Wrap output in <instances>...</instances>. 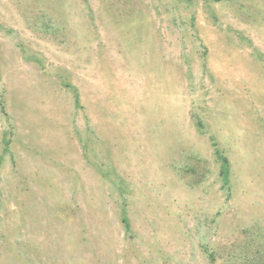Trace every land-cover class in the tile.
<instances>
[{
	"label": "rangeland",
	"instance_id": "obj_1",
	"mask_svg": "<svg viewBox=\"0 0 264 264\" xmlns=\"http://www.w3.org/2000/svg\"><path fill=\"white\" fill-rule=\"evenodd\" d=\"M0 264H264V0H0Z\"/></svg>",
	"mask_w": 264,
	"mask_h": 264
},
{
	"label": "trees",
	"instance_id": "obj_2",
	"mask_svg": "<svg viewBox=\"0 0 264 264\" xmlns=\"http://www.w3.org/2000/svg\"><path fill=\"white\" fill-rule=\"evenodd\" d=\"M216 158L219 160V164H220V175L223 177V178H226L225 177V173H227V165H228V161H227V157L222 154L221 152L218 153L217 150H216ZM226 166V168L224 169V167ZM124 222H125V225L126 227H128V222H127V219L124 217Z\"/></svg>",
	"mask_w": 264,
	"mask_h": 264
}]
</instances>
